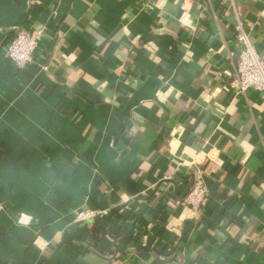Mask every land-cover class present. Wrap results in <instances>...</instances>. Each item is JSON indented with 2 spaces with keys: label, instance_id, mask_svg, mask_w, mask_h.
<instances>
[{
  "label": "crops",
  "instance_id": "0c3cea01",
  "mask_svg": "<svg viewBox=\"0 0 264 264\" xmlns=\"http://www.w3.org/2000/svg\"><path fill=\"white\" fill-rule=\"evenodd\" d=\"M235 3L0 0L8 264H264V98L236 83L240 24L264 53V0ZM16 28L44 30L23 69ZM199 170L195 214L182 200ZM82 209L112 210L98 249Z\"/></svg>",
  "mask_w": 264,
  "mask_h": 264
},
{
  "label": "built area",
  "instance_id": "2783aa9c",
  "mask_svg": "<svg viewBox=\"0 0 264 264\" xmlns=\"http://www.w3.org/2000/svg\"><path fill=\"white\" fill-rule=\"evenodd\" d=\"M140 2L145 9H151L157 6L158 0H140ZM233 5L236 6L235 0H233ZM43 36L44 30L29 32L16 28L13 38L7 46L8 57L20 69L36 64V52ZM236 42L240 51L236 73L238 94L247 95L251 92H257L264 98V53L259 51L243 24L237 28ZM190 175L194 178L193 184L189 193L183 198L182 205L195 214H202L210 201V190L206 186L200 170ZM111 213L112 210L110 209H82L76 212L73 222L77 225L92 221L97 223L109 218Z\"/></svg>",
  "mask_w": 264,
  "mask_h": 264
},
{
  "label": "trees",
  "instance_id": "16d2710c",
  "mask_svg": "<svg viewBox=\"0 0 264 264\" xmlns=\"http://www.w3.org/2000/svg\"><path fill=\"white\" fill-rule=\"evenodd\" d=\"M109 221L110 220L105 219V220L99 221V223H96L95 226L91 229L90 235L88 234L89 236L87 235L82 240V242L88 241V243L85 244L86 246H84V245L83 246L86 247V248H88V249L89 248L90 249H98L99 248V245L103 242V240L105 238V234H103L101 232V230H100L99 227L101 226V224L107 227V224H108ZM4 241H5V234H1V232H0V264H8V262H11V260L8 259V257L5 258V256L1 252V248L4 245ZM83 246L80 247L81 250L82 249L83 250L85 249ZM106 253L109 256H114L115 253H116V251H114L112 249H109V250H107V252L102 253V254L104 255Z\"/></svg>",
  "mask_w": 264,
  "mask_h": 264
},
{
  "label": "water",
  "instance_id": "95a60500",
  "mask_svg": "<svg viewBox=\"0 0 264 264\" xmlns=\"http://www.w3.org/2000/svg\"><path fill=\"white\" fill-rule=\"evenodd\" d=\"M239 57H240V52L238 53L237 57H236V62L238 64V61H239Z\"/></svg>",
  "mask_w": 264,
  "mask_h": 264
}]
</instances>
